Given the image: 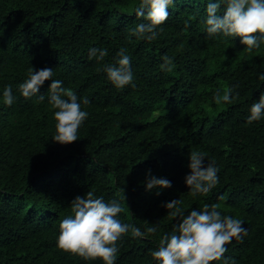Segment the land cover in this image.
Masks as SVG:
<instances>
[{"label": "trees", "instance_id": "16d2710c", "mask_svg": "<svg viewBox=\"0 0 264 264\" xmlns=\"http://www.w3.org/2000/svg\"><path fill=\"white\" fill-rule=\"evenodd\" d=\"M139 2L0 0V264H103L56 244L71 202L89 191L118 201V218L145 233L117 241L115 264H158L151 252L180 222L164 207L173 200L185 216L218 204L222 216L243 222L247 234L212 264H264V116L247 123L264 93V44L248 52L239 37L208 36L206 6L216 0H175L155 40L129 37L147 23L136 16ZM94 47L107 50L103 61L89 58ZM121 48L133 83L116 88L103 68L118 66ZM165 56L171 71L161 69ZM31 67L53 69L52 79L77 95L88 113L77 141L52 140V80L30 98L20 93ZM7 86L11 106L3 100ZM226 88L233 102L216 104ZM193 151L219 169L207 194L193 196L185 183ZM149 174L171 187L146 190Z\"/></svg>", "mask_w": 264, "mask_h": 264}, {"label": "clouds", "instance_id": "9594fccd", "mask_svg": "<svg viewBox=\"0 0 264 264\" xmlns=\"http://www.w3.org/2000/svg\"><path fill=\"white\" fill-rule=\"evenodd\" d=\"M175 0H140L136 6V16L143 17L147 23H139L129 31V37L135 36L147 41L157 38V28L163 25L169 17V5ZM223 9L221 11V8ZM145 10H147L145 14ZM206 32L208 36L222 34L224 37H239L240 43L251 52L264 44V0H216L206 6ZM162 31V29H161ZM259 34V35H257ZM121 48L117 53L118 66L105 65L103 71L116 88H124L133 83L130 57ZM106 49L91 48L89 58L95 57L103 61L107 56ZM161 69L172 70V60L163 57ZM53 69L44 68L28 72V78L19 85V91L25 98L37 95L40 87L47 80H52L48 90V103L54 111L55 135L52 140L66 145L77 141L78 129L86 120L88 113L81 110V102L70 88L62 86L59 80H53ZM264 80V74L259 76ZM134 86V85H133ZM43 101L44 95H38ZM216 104L232 103V89L226 88L221 95L214 96ZM4 103L11 106L15 97L11 86L3 91ZM83 104L89 101L83 99ZM264 116V93L250 108L247 123L251 124ZM190 174L185 177V183L193 196L209 193L218 183V171L214 162H207L206 155L193 151L189 156ZM171 182L165 178L150 176L146 181V190L154 188H170ZM123 192V190H122ZM159 194V193H157ZM123 200L125 196L123 194ZM179 200H173L164 205L173 217H180L173 234L164 235L158 250L152 251L151 256L158 264H212L224 258L226 245L233 238H241L247 234L240 219L222 216L218 204H205L202 210H192L186 216L177 207ZM124 212L121 204L112 200L105 202L96 198L92 192L86 196H77L71 202V215L59 223L57 247L64 252L77 255L85 260H102L103 264H115L118 253L117 241L126 233L133 237L145 235L140 228L122 222L118 216ZM147 233H155L156 227L146 229Z\"/></svg>", "mask_w": 264, "mask_h": 264}, {"label": "bare ground", "instance_id": "6f19581e", "mask_svg": "<svg viewBox=\"0 0 264 264\" xmlns=\"http://www.w3.org/2000/svg\"><path fill=\"white\" fill-rule=\"evenodd\" d=\"M112 181V180H111ZM113 182V181H112ZM111 198V197H110Z\"/></svg>", "mask_w": 264, "mask_h": 264}]
</instances>
